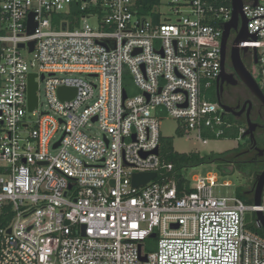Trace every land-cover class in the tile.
Here are the masks:
<instances>
[{
	"label": "built area",
	"instance_id": "2783aa9c",
	"mask_svg": "<svg viewBox=\"0 0 264 264\" xmlns=\"http://www.w3.org/2000/svg\"><path fill=\"white\" fill-rule=\"evenodd\" d=\"M146 2L0 0V264H264V236L245 221L262 203L215 196L214 174L179 190L159 156L163 118L203 144L231 127L208 98L231 6L157 0L145 11ZM253 4L242 0L248 37L230 31L225 63L237 47L264 97V0ZM61 87L74 96L60 100ZM144 173L156 177L134 187Z\"/></svg>",
	"mask_w": 264,
	"mask_h": 264
},
{
	"label": "rangeland",
	"instance_id": "374dc122",
	"mask_svg": "<svg viewBox=\"0 0 264 264\" xmlns=\"http://www.w3.org/2000/svg\"><path fill=\"white\" fill-rule=\"evenodd\" d=\"M91 26H94V21H89ZM22 55L26 59H31V56L26 52H23ZM130 86L132 85L129 80ZM43 85L39 84L37 95L39 98V103L42 105V109L46 110V102L44 99ZM152 113L154 111H151ZM244 122V121H242ZM178 122L172 118H163L159 122V133L162 138H169L172 140V148L175 152L180 154H191L198 153L200 155H207L210 153H223L229 150H233L242 144H246L249 141L245 137L240 139H222V140H207L206 144L202 143V140L197 139L194 133L190 135H183L177 131ZM241 128L245 127V123L239 125ZM89 135L94 137H99L100 132L96 125H93L88 132ZM228 171L219 170L218 165L216 164H202L196 167H189L184 170V176L190 181L193 176L205 177L209 174H214L217 177V185L214 188V194L217 197H235L237 194V189L242 187L246 188L249 185V170L246 169L245 172H242L237 169L236 166L231 165L228 167ZM229 182V187H224L223 184ZM262 205L264 206V192L262 196ZM254 215L250 212L245 213V221L247 226L254 225ZM154 241H149L147 250L153 251Z\"/></svg>",
	"mask_w": 264,
	"mask_h": 264
},
{
	"label": "water",
	"instance_id": "95a60500",
	"mask_svg": "<svg viewBox=\"0 0 264 264\" xmlns=\"http://www.w3.org/2000/svg\"><path fill=\"white\" fill-rule=\"evenodd\" d=\"M230 6L232 9V17L229 22H227L224 25V31L222 33V51H221V73L219 75L218 79H221V77L225 75L224 73V67H225V44L228 39L229 33L231 30L236 32V39L235 40H245L248 37L246 24L247 21L243 15V7H242V0H229ZM257 0H254L253 6H256ZM33 14L29 15V19L27 22V31L28 34H32L35 30L36 24L33 22ZM65 26L63 25L62 29L64 30ZM34 42H30L28 44L29 51L33 50ZM18 48H24L23 44H19ZM230 62L234 68V70L239 74L241 80L245 84V86L256 96V98L260 101L262 106L264 107V97L262 96V93L260 92L256 82L250 75V73L246 70L245 66L242 63L239 49L237 47H234L231 49L230 52ZM257 60L255 59V63ZM34 74L29 75L28 77V94H27V100H28V111L31 112L37 107V97H36V90H37V83L34 81L35 79ZM58 97L60 100H70L74 94V89L64 88L61 87L57 91ZM126 98V93L123 91V100ZM221 108L225 114H228L230 112L229 108H227L224 105H221ZM246 131L243 133L241 137H249L252 141L254 139L253 132L255 129V125L251 123V121L247 118L246 119ZM59 143H57L55 147L58 146ZM157 153V150L154 151ZM156 177L155 173H144V174H134L132 176V185L134 187H139L150 180L154 179ZM264 192V170L258 174L256 177V181L253 188V204L254 206H260L262 202V196ZM256 222L258 223V227L264 231V214L262 212H256L255 213ZM152 238L154 235L151 236Z\"/></svg>",
	"mask_w": 264,
	"mask_h": 264
},
{
	"label": "trees",
	"instance_id": "16d2710c",
	"mask_svg": "<svg viewBox=\"0 0 264 264\" xmlns=\"http://www.w3.org/2000/svg\"><path fill=\"white\" fill-rule=\"evenodd\" d=\"M150 1V2H149ZM153 1L157 0H147V6H144V9H149L150 5ZM226 4H230L229 0H224ZM123 86L127 93L130 95L131 86L129 84V79L125 78L123 81ZM209 100L211 102H217V98L215 96V89L214 87L209 91ZM224 119L231 124V127L227 129L225 135L218 139L209 137L210 140H222V139H232L238 140L239 139V125L244 123L242 121L236 120L230 115L224 114ZM208 136V135H207ZM249 145V141L246 144H242L241 146L229 150L223 153H210L207 155H200L198 153H191V154H180L173 150L172 148V140L169 138H160L159 144V156L162 160L167 164L173 165V176L175 183L179 190H186L187 192L190 191V182L184 176L183 172L189 167H196L202 164H216L219 167V170L228 171L229 166L234 165L237 167L238 170L245 172L246 169L249 170V185L254 183L255 178L260 173V170L263 169V166H256L251 165L247 162V158L243 153ZM256 181V180H255ZM236 197L239 198L245 205L251 206L253 205V194L251 196H245V188H238ZM255 221V217H253ZM253 232L264 236V231L258 228L255 224L247 226Z\"/></svg>",
	"mask_w": 264,
	"mask_h": 264
},
{
	"label": "flooded vegetation",
	"instance_id": "af4514ba",
	"mask_svg": "<svg viewBox=\"0 0 264 264\" xmlns=\"http://www.w3.org/2000/svg\"><path fill=\"white\" fill-rule=\"evenodd\" d=\"M241 60L246 68L247 59L242 57ZM224 73L226 76L223 75L218 79L214 86L217 102L229 108L230 112L227 115L244 121L245 126L247 118L255 125L254 139L251 141L249 137H245L249 140V145L243 153L249 164L263 166L261 173L264 170V107L245 86L231 63H225ZM255 180L245 188V196L249 197L253 194Z\"/></svg>",
	"mask_w": 264,
	"mask_h": 264
}]
</instances>
